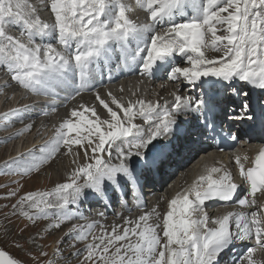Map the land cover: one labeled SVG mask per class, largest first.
Instances as JSON below:
<instances>
[{"label":"snow or ice","instance_id":"snow-or-ice-1","mask_svg":"<svg viewBox=\"0 0 264 264\" xmlns=\"http://www.w3.org/2000/svg\"><path fill=\"white\" fill-rule=\"evenodd\" d=\"M135 2L149 13L152 23L136 24L130 20L126 16L127 6L120 0H51L53 25L42 22L38 17L33 18L34 9L23 0H0V67L11 73V78L22 87L33 92L41 89L54 90L55 84L63 83L69 78V73L75 75L76 72L81 86H84L88 81L91 64L106 57L113 47L126 50L131 41H136L135 52L129 53L124 59L135 61L139 57L142 60V72L150 73L157 61L163 62L173 54H180L186 56L190 67L171 68L169 76L172 80L183 78L195 87L198 82L202 86L205 83L203 78L207 77L228 82L238 78L264 89V0H207L198 8L200 15L184 23H174L172 17L186 7L188 0ZM223 13L227 15H222ZM165 18L168 24L166 30L162 34L157 33L156 27L163 26ZM216 25H226L223 30L227 35H217L220 29ZM6 26H19L21 37L25 34L27 36V43L19 37L9 35ZM206 33L212 36L210 42L205 39ZM36 37L56 38L66 51L74 43L75 52L66 57L50 43L42 48L34 43ZM224 41L227 43L224 45L223 56L206 58L202 51L204 46L210 43L213 50H219V45ZM141 43L145 45L144 48L139 47ZM41 51L43 58L40 56ZM143 52L146 55H142ZM96 99L107 110L110 121L100 120L95 110L86 106L83 111L74 109L71 117L78 119L62 121L50 142L56 146L61 143L67 146L78 145L84 149L86 158L91 151L93 162L79 167L73 173L70 183L59 184L50 193L26 194L22 203L32 201L36 196L56 195L62 201L57 207L65 208L76 203L85 194L83 189H90L99 198H103L107 188L106 181L118 188L120 176L134 182L136 168L148 173L163 164L169 155L171 141L168 138L182 133L178 127L181 112L199 113L203 116L209 111L207 101L202 97L175 95L170 109L167 105L161 109L158 103L153 105L140 100L138 111L132 103L124 107L113 98L112 103L123 113L121 118L99 94ZM247 107L245 104V111ZM15 111L17 110H12V113ZM85 112H91L97 118L89 119L84 115ZM3 115L7 119L10 113ZM137 116L143 119L147 127L133 123ZM205 120V126L211 128V123L206 118ZM102 125H106V129ZM71 133H75V136L71 137ZM164 140L168 142L163 143ZM44 151L45 148H41V152ZM104 153L107 154V161L100 155ZM113 153L119 163H110ZM133 158H136L135 167L132 165ZM236 163L240 176L250 186L248 194L253 197L251 205L254 206L256 194H264V148L255 156L253 167L245 170L239 158ZM213 173L221 174L218 179H214ZM81 175L84 183L78 184L77 179ZM204 182L206 187H203ZM237 187L232 182L230 173L213 167L208 170L207 175L198 177L190 188L177 193L170 200L169 210L163 217L164 243H161L156 231L159 225H148L149 217L145 214L138 218L136 227L131 230L125 228L122 235L115 234L116 230L113 229V234L106 243L103 236L93 237V240L99 239L100 243L86 245L88 255L85 259L91 264H215L218 255L228 249L234 239L250 238L253 231L256 245L264 248V228L261 227L256 211L251 213V226L246 214L241 213L229 212L221 218L213 219L212 223L217 225L215 228L208 227L207 215L200 218L192 216L194 212L201 210L207 200H231ZM238 203L243 207L249 201L245 198ZM38 205L39 202L31 206L38 208ZM45 206L52 207L47 202ZM39 211L43 212V208ZM259 211L264 212V204L259 206ZM22 214L28 216L27 212ZM64 218L69 217L65 214ZM232 220L235 221L236 233L230 231ZM141 221L145 223V227L137 231ZM55 227H59V224ZM88 227L91 228L92 225ZM130 232L132 236H138L137 242L120 244L115 252H110V248L117 242L130 240ZM84 238L83 231L76 237L78 240ZM255 251L254 247L247 249L248 264H255L252 258ZM0 264L16 262L0 252Z\"/></svg>","mask_w":264,"mask_h":264},{"label":"rangeland","instance_id":"rangeland-1","mask_svg":"<svg viewBox=\"0 0 264 264\" xmlns=\"http://www.w3.org/2000/svg\"><path fill=\"white\" fill-rule=\"evenodd\" d=\"M38 1L42 2L45 6H48L50 16H47L46 21L50 22L49 25H53L54 14L50 9L51 0ZM123 1L124 3L127 2L125 4L127 6L126 16L131 15L135 18L134 14L137 12V16L146 13V11L141 12L136 10L137 4L135 0ZM23 2L27 5L28 3L33 4L35 10H38L36 13L37 16L44 14L42 13L41 7L36 9V5H39L36 0H23ZM196 2L206 3L207 0H196ZM48 10H46V12H48ZM222 15H227V13H223ZM32 16L33 18H36L34 13H32ZM216 27L220 29L217 32V35H227V33L223 30L227 27L226 25H216ZM6 32L9 35L21 38L24 43H27V36L25 34V36L21 37V30L19 26H6ZM35 39L34 43L42 45L39 43L37 37ZM205 39L210 42L212 39L211 34L206 33ZM226 43L227 41H224L221 45H219V50H213L211 44L208 43L207 46L202 48V51H204L206 58L220 56L221 53H224V45ZM50 44L56 49L60 47V45H54V42H51ZM40 56L41 58L43 57V51H41ZM183 67H190V65L185 63L182 68ZM6 73L7 70L0 67V79L2 76H5ZM8 77H12V74L8 75ZM5 81V85L0 84V105L9 106V104L11 105L12 103H16L18 106V90L20 89L19 91L24 93L23 88L20 87L19 82L13 80L12 78H7ZM135 82L136 80H131L129 81V84ZM137 82L143 83L140 79H138ZM176 83L179 82L166 81V84L169 85H175ZM186 83H182L184 84L182 85V89L188 87ZM151 85L156 88L154 93L151 95L153 96L155 92H157L158 88L155 84ZM113 88V92L106 90V92H108L112 97H100L109 105V107L116 111L121 118H123V113L116 107L115 104L112 103L113 98H115L116 101L124 107H127L129 103H132L135 106V104L140 100L149 102V100L152 99L155 101L154 98L151 96L148 97L146 94H139L136 96L135 94L137 92H144V90H141L140 87L136 88V93L126 91V85L122 82ZM15 90L17 92H13ZM163 90H159V92L162 93ZM117 91L118 96L116 97L115 95ZM30 96L31 93H29V97ZM14 97L16 100H14ZM91 99H93L92 95L86 96L79 99L75 103L68 105V107L60 111L58 117L51 120L52 122H55L53 125H42L40 131H37V129L34 128V124L38 122L35 116L30 119H26L27 116L34 114V112L30 111L28 107H26L27 110H22L20 108L17 111L20 115L11 121L12 125L10 128L20 126L24 127L25 131L21 134L14 135L13 138H5V140L0 141V252H4L6 257L14 260L16 264H91L90 261L85 259L88 255L86 245L100 243L99 239L93 240V237L99 238L103 236L105 238L104 242L106 243L107 239L113 234V229H117L116 231L122 230L121 226L123 225L120 224L119 227L114 225L110 230L111 232H106L104 222L107 219L103 221L100 219L97 220L98 222L93 224L91 228H87L85 225L87 222H90L89 220H83L82 222H86L82 224V226H76V228L72 226L73 224H67L68 222L61 225L60 221L56 220L53 211H50L49 209L46 213L44 211V208L46 207L45 202H47V204H53L56 207L62 202L58 200L56 195L44 197L36 196L32 201L21 202L22 198L26 194L50 193L53 192L57 185L70 183L73 173L81 165L84 166L93 162L91 159L92 153L90 154L91 151L88 152L90 157L88 156V158H86L84 149L78 145L67 146L61 143L59 146H56L46 141L48 137H55L56 129L60 126L62 121L65 119H72L73 121L77 120L78 118L71 117V111L74 109L83 111V107L85 105H91L92 107L87 108L94 109L100 120L110 121L111 118L108 115L107 110L100 105L97 99H95V101H91ZM23 100L21 102H24ZM25 101H29L28 98ZM24 106L21 107L23 108ZM29 108L37 109L31 106H29ZM22 111L25 113L21 114ZM84 115L93 120L97 118L96 116H92L91 112H85ZM138 117L139 116L135 117L133 120V123L137 125H139V121L142 120ZM102 128L106 129V125H102ZM43 130L45 131L42 135ZM64 131L67 130L65 129ZM2 133L3 132H0V134ZM69 135L74 137L75 133H71ZM39 137H41L40 140H42V143L38 142ZM19 147L22 151H26V153H24V155L22 154L17 156V159L12 162L3 164L2 162L14 155L12 151L15 150V148L19 151ZM85 147H87L86 143ZM41 148H45V151L41 152ZM54 148L55 151H53ZM100 155L104 160L107 158L106 153ZM33 164L36 166L32 167ZM77 183H84L82 175L77 179ZM83 192L85 194L82 195L76 203L69 204L65 208H61L63 212L60 216L63 217V219H65V214H67V216L70 215L69 220L67 218L68 221H70V219L72 222L77 220V216L83 211L78 202L82 201V198L87 194V189H83ZM37 202H39L38 208H33L31 205ZM40 208H43V212L39 211ZM22 212H27L28 216L23 215ZM56 224H59V227H55ZM131 224L130 226L128 225L130 228L127 226L129 230L133 228ZM140 226L141 228L145 227L144 222L140 223ZM81 231L84 232L85 238L78 240L76 237ZM158 235L160 237L163 236L162 234ZM61 237H63V239ZM131 237L134 236L131 235ZM60 238L61 240H58ZM137 240L138 236L134 237L132 242L131 240L117 242L115 246L110 248V252H115V248L119 247L120 244H127L129 242L136 243Z\"/></svg>","mask_w":264,"mask_h":264},{"label":"bare ground","instance_id":"bare-ground-1","mask_svg":"<svg viewBox=\"0 0 264 264\" xmlns=\"http://www.w3.org/2000/svg\"><path fill=\"white\" fill-rule=\"evenodd\" d=\"M120 2H122V3H124V1L123 0H120ZM205 2V1H204ZM38 3V2H37ZM127 2H125L124 4H126ZM42 8V2H40L39 3V5H36V9H38V8ZM136 10L138 11V7L136 6ZM33 13V12H32ZM42 13H44L43 15H39V16H36V17H40V16H42V18H39L42 22H44V23H48V24H50V22L49 21H46L47 20V16H50V12H46V10H42ZM138 13V12H137ZM137 13H135L134 14V16L135 17H137L138 19L140 18L139 16H137ZM184 19H185V17H184ZM57 36H58V33L56 34ZM35 39V38H34ZM38 39V38H37ZM43 39V40H42ZM45 39L47 40V41H52V42H54L55 44L54 45H60L59 43H58V40H56V38H53V37H45V38H40V42H42V45H40L42 48L45 46V45H47V44H49V43H51V42H45ZM51 39V40H50ZM35 41H36V39H35ZM36 44V43H35ZM38 44V43H37ZM31 46V45H30ZM62 51H64L65 52V54H66V57H69L70 55H67V54H69V53H72L71 52V50L69 49L68 51H66L65 49H64V47L63 46H61L60 45V47H58L57 48V51H60V52H62ZM63 53V52H62ZM64 54V53H63ZM109 54V53H108ZM224 55V53H221V55L220 56H214V57H211V58H208V59H214V58H217V57H221V56H223ZM42 56V55H41ZM43 58V57H42ZM102 59H103V61L105 62V63H107V60L105 59V57H102ZM98 63H99V61H98ZM8 72V71H7ZM7 74V73H6ZM76 74L77 75H79L78 74V72H76ZM2 78H3V76H2ZM179 80H181V82L182 81H184L183 80V78H178ZM169 79H165V80H161L160 78H156V80H155V82H154V84L155 85H157V86H164L165 84H166V81H168ZM3 81H4V78H3ZM3 81L1 82V79H0V84H2L3 83ZM92 83H95V82H92ZM121 83V82H120ZM182 83H184V82H182ZM59 84H61L64 88H67L68 86H71L72 84H73V81L71 82V81H67V82H63V83H57V84H55L53 87H54V90L53 89H41L39 92H33V91H31V90H29V89H27V88H24V87H22L23 88V90H24V93H21L19 90H18V99H17V102H18V106L16 105V103L15 104H9V106H5V107H8V108H6L5 109V113H10V115H12L11 113H12V110H19L20 108L22 109V110H27L26 109V107H28V109L30 110V111H32V112H34V114H30L29 116H27L26 117V119H30V118H32L33 116H35V118H36V120L38 121V122H36L35 124H34V128H36L37 129V131H40L41 130V128H42V124L43 125H46V126H51V125H53L55 122H52L51 120H53V119H55L56 117H58V115H59V113H60V111H62L64 108H66L71 102H73V101H77L79 98H81V97H86V96H90L91 94H95V93H97L98 91H94V92H91V93H88V94H86V95H83V94H85V92H87V90L88 89H83L82 91H80L79 93H77V94H75V96H74V99L70 102V103H68L67 104V106H64V105H58V107H55V106H52V107H50V109L47 111V110H45V108L43 107V104L41 103V101H43V100H47L46 101V103L45 104H50V103H53V102H55V101H57L58 99H59V95L57 94L58 93V85ZM117 84H119V83H117ZM117 84H113V85H111V86H109V87H107L106 89H102V90H99V92H101L100 94H99V96H101V97H103V98H105L106 97V95L104 94V93H102V92H104L103 90H108L109 92H113V87H115ZM3 85H5V84H3ZM88 85V84H87ZM180 85H182V84H180ZM184 85V84H183ZM86 86V85H85ZM84 86V87H85ZM122 86V85H121ZM17 87V86H16ZM137 87H140L141 88V90H144V92L142 93V92H137L136 93V88ZM173 88V87H172ZM174 88H175V90L176 89H178L179 88V85L178 84H176L175 86H174ZM17 89H18V87H17ZM22 91V90H21ZM154 91H155V88L154 87H152V85L149 83V82H147L146 81V83L145 84H139V83H135L134 85H132L131 86V88H130V92H134V93H136L135 95H138V94H146V95H148V96H151L153 93H154ZM188 88H183L182 90H181V94H182V96H185L187 93H188ZM13 92H17L16 90L15 91H13ZM169 92V90H164L163 91V97H162V99L158 102V104L161 106V107H164L165 105H166V103L169 101V100H171L172 99V95L171 94H167ZM29 93H31V96L29 97ZM66 93V92H65ZM202 96H208V94H202ZM15 98V97H14ZM27 98H28V100L29 101H25V100H27ZM24 99V100H23ZM14 100H16V98L14 99ZM24 101V102H21V101ZM91 101H94V100H91ZM21 102V103H20ZM35 104V105H34ZM78 104V103H77ZM25 105V106H24ZM156 105V104H155ZM21 106H24L23 108L21 107ZM29 106H31V107H33V108H37V109H32V108H29ZM135 110L136 111H138V105H136L135 106ZM17 111H15V112H17ZM18 113V112H17ZM22 113H25V112H21V114ZM44 113H46V114H44ZM18 115H20V113H18ZM18 115H16V116H14V118L13 119H15ZM139 118V117H138ZM12 119V120H13ZM11 119H10V122H9V125L11 126L12 125V121ZM137 120V119H136ZM139 125H141V126H144L145 127V125H144V121H143V119L142 120H140L139 121ZM45 128V127H44ZM25 131V128L24 127H22L18 132H17V134H21V133H23ZM0 132H3L1 135L2 136H12L11 135V133L10 132H5L3 129H2V125L0 124ZM6 138H8V137H6ZM40 138L41 137H39L38 139H39V141L38 142H41L42 143V140H40ZM19 150H20V147H19ZM13 153L14 152H18L17 151V149H16V151L15 150H13L12 151ZM90 154H91V152H90ZM89 154V155H90ZM88 155V156H89ZM90 157V156H89ZM9 159H13V160H15V159H17V157H16V155H13V156H10L7 160H9ZM134 159V158H133ZM132 159V160H133ZM77 160V159H76ZM108 160V157L105 159V161H107ZM116 162H119L117 159H116V156H115V153H113V156H112V160L110 161V163H116ZM51 163V162H50ZM76 165V164H75ZM82 166V165H81ZM80 166V167H81ZM197 166H198V164L196 163V164H194L193 166H190V164H188V165H186L185 167L186 168H184L181 172H180V175H177V176H174L173 177V179L171 180V181H173L172 183H171V186H172V192H171V194L172 195H170L169 197H168V199L162 204V206H160L158 209H156V210H154V211H152V210H150V209H148L147 207H145V206H141V207H137L139 210H138V212H137V214L135 215V217H133V219H129L130 217H132V216H134V215H132L131 214V212H129V210H125V209H122V210H120V208H118V210H114L113 211V213L112 212H109V213H112L108 218L109 219H107L104 223H105V227H106V232H108V231H110L111 229H112V227L115 225V226H118L119 227V225L120 224H122L123 226H121V228H122V230H120V231H115V234H119V235H122L123 234V232H124V229L125 228H127V226L129 225L130 226V224L132 225V227L134 228L135 227V224H136V222H137V220H138V218L140 217V216H143V215H145V214H147L148 215V220H147V222H150V224H151V222L153 223V226H156V219L158 218V212L161 210V209H167V210H169L168 209V204H169V202H170V200L171 199H173L176 195H175V193L177 194V193H180V192H182L183 190H185V189H188V188H190L192 185H193V183L196 181V176H197V174L199 173V171H200V169L199 168H197ZM69 168V167H68ZM175 191V192H174ZM92 203H94V202H98L96 199L95 200H92L91 201ZM113 202H117V201H113ZM78 203H80V202H78ZM52 205V207H45L44 208V211H45V213H46V211L49 209L50 211H53V214H54V216H55V218H56V220H58V221H60V224L62 225H64V223H66V222H68L67 224H70V221H68L69 220V218H70V215L68 216L69 218H68V220L67 219H63V217H61L60 215L62 214V212H63V210L61 209V208H58V207H56L55 205H53V204H51ZM166 213H167V211H166ZM49 214V213H48ZM50 215V214H49ZM127 217H129L128 218V220H127V223L125 222H123L124 220H126L127 219ZM123 222V223H122ZM143 221H141L140 223H142ZM145 224V223H144ZM148 224V223H147ZM67 226V225H66ZM82 226V225H81ZM128 226V227H129ZM76 228V227H75ZM97 228V227H96ZM130 228V227H129ZM144 227H142L141 228V226H140V228L139 229H137V231H139V230H142ZM57 229V228H56ZM120 229V228H119ZM117 230V229H116ZM131 230V229H130ZM102 231V230H101ZM156 231H157V233H160V234H162L163 233V227L161 226V225H159V227L156 229ZM111 232V231H110ZM75 234V233H74ZM95 235V234H94ZM66 236V235H65ZM135 237V236H134ZM62 239H63V237H61ZM61 238L60 239H58V240H61ZM130 238H132L131 237V232H130ZM162 243V242H161ZM226 254H225V252L223 251V252H221L219 255H218V257H217V261L216 262H220V264H226V261H223V259L226 257L225 256ZM253 260L255 261V264H264V259H260V258H253ZM88 261V260H87ZM242 264H248V263H242Z\"/></svg>","mask_w":264,"mask_h":264},{"label":"clouds","instance_id":"clouds-1","mask_svg":"<svg viewBox=\"0 0 264 264\" xmlns=\"http://www.w3.org/2000/svg\"><path fill=\"white\" fill-rule=\"evenodd\" d=\"M3 78H4V81H3ZM3 78H1V82L3 81L2 84H6V81H5V80H6L7 78H11V77H8V72H7V74H5V76H3ZM20 87H22V86L20 85ZM6 108H8V107H5V106H3V105H0V124L2 125V129H3L5 132H10L12 136H2V135L0 134V141L5 140L6 137H8V139H9V138H13L14 135H17V132H18V131H16L14 128H10L9 123H6V121L3 120V119H5L3 114H5V109H6ZM16 149H17V148H15V151H16ZM24 153H26V151H22V150L20 149L18 152H14V155H16V157H17V156L22 155V154L24 155ZM12 161H14V160H13V159H9V160H6V161H4V162H2V163H3V164H7L8 162H12Z\"/></svg>","mask_w":264,"mask_h":264}]
</instances>
